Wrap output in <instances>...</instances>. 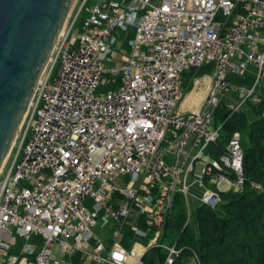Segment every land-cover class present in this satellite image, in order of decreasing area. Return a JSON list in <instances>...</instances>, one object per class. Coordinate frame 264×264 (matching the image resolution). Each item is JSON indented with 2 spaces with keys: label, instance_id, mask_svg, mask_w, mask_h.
<instances>
[{
  "label": "built area",
  "instance_id": "1",
  "mask_svg": "<svg viewBox=\"0 0 264 264\" xmlns=\"http://www.w3.org/2000/svg\"><path fill=\"white\" fill-rule=\"evenodd\" d=\"M129 28L126 50L116 33ZM248 63L258 71L264 65V0H82L56 40L0 175V264H74L75 253L82 264H141L144 251L123 244L125 229L134 239L151 234L176 193L188 206L191 185L201 189L197 204L208 207L220 192L241 189L238 133L216 159L206 158V147L220 134L213 112L221 93H236L232 110L260 100L258 74L248 86L227 78ZM202 64L212 74L200 107L178 112L182 73ZM104 85L110 88L101 91ZM248 185L264 196L261 183ZM107 227L104 253L107 239L96 231L103 236ZM154 233L151 247L163 248V264H173L181 248ZM16 236L23 243L11 254ZM33 236L40 239L35 251ZM187 264H199L195 253Z\"/></svg>",
  "mask_w": 264,
  "mask_h": 264
},
{
  "label": "trees",
  "instance_id": "2",
  "mask_svg": "<svg viewBox=\"0 0 264 264\" xmlns=\"http://www.w3.org/2000/svg\"><path fill=\"white\" fill-rule=\"evenodd\" d=\"M80 24L81 21L76 22L77 27ZM131 31L133 29L129 28L119 34L126 33V50L132 38L128 37ZM202 66L205 68L201 70L206 71L212 65ZM193 69L182 73L184 92L189 88L188 80ZM249 109L253 119L248 123L243 111L232 110L219 103L213 112V124L219 126L220 134L206 147L210 156L217 157L232 133H238L245 179L242 188L220 192V201L214 207L196 204L193 210L194 230L186 222V204L179 193L174 196L173 207L156 223L160 231L159 241L175 243L181 248L173 264H187L192 253L196 254L199 264H264V196L248 185V180L253 179L264 187V98L249 104ZM127 240L126 237L123 241L125 246H129ZM165 257L163 248L152 246L143 255L141 264H162ZM72 260L80 264L79 254H74Z\"/></svg>",
  "mask_w": 264,
  "mask_h": 264
},
{
  "label": "water",
  "instance_id": "3",
  "mask_svg": "<svg viewBox=\"0 0 264 264\" xmlns=\"http://www.w3.org/2000/svg\"><path fill=\"white\" fill-rule=\"evenodd\" d=\"M74 0H0V169Z\"/></svg>",
  "mask_w": 264,
  "mask_h": 264
},
{
  "label": "crops",
  "instance_id": "4",
  "mask_svg": "<svg viewBox=\"0 0 264 264\" xmlns=\"http://www.w3.org/2000/svg\"><path fill=\"white\" fill-rule=\"evenodd\" d=\"M201 66L193 69L191 76L188 80L189 88L186 92H184L182 99L180 100V102L177 105V111L178 112L187 113L189 111L196 110L200 107L202 100L206 94L207 87L209 85V81H210L211 74H212V66L211 67L207 66L208 70H206V71L205 70L202 71L201 69L205 68V66H202V67ZM256 74H258L259 76H258V80H257L256 86H255V92L260 98H264V65L258 71V69L254 65L248 63V64H246V66L244 67V69L240 73H228L227 78L232 83L248 86L251 83V81L254 79ZM236 97H237V95L235 92L227 90V91H225L219 95V103L224 105V107H226V108H230V106H233L235 104ZM249 104H254V103H252L250 101H246L245 103L241 104L238 107L239 110H241L245 113L246 120L248 123H249V121H251L253 119V115L249 109ZM206 156H207L206 157L207 159H216L217 158V157L210 156L207 152H206ZM199 189H200V187H198L197 185H191L189 197L196 200L195 196H197V195L195 194L196 193L195 191H197ZM187 208H188V206L186 205V209ZM186 213H187L186 222L188 223L189 208L186 210ZM132 214H134V211L132 212ZM143 217H144L143 215L138 216V222L142 228H144ZM157 231L159 232V235L157 237V240L159 241L160 231L156 227V224L154 226H152L151 234L147 235L146 237H141L140 239H134L132 234L130 233V231L125 229L123 241L127 237L128 238L127 241L129 242V246H126L127 248L131 247L136 252H139V253L144 251V254H145V252L148 250V248L151 247V245L153 244L152 239H153V236L155 235L154 232H157ZM102 232H104L103 236H101V234L98 231H96V234L98 236L102 237L103 240L107 239V241L104 244V251H103L104 253H107V251L109 249V244L111 242V240L109 239L110 232H108L106 229ZM127 232L129 234V236H127ZM147 238H148V241L146 243H144V240H146ZM19 241L21 242L20 244L18 243ZM29 241L32 245L33 250L35 251V247H37L40 244L39 237L33 236ZM22 243H23V239L21 237L16 236V244L13 247H11V250L9 251V253L19 254L20 245ZM35 244H38V245L35 246ZM164 244H168V243L164 242ZM75 254H79V253H75ZM72 256H71V260H72ZM79 258H80V254H79ZM141 261H142V259H141ZM73 263L75 264L74 261H73ZM187 263H188V261H187ZM80 264H82L81 261H80Z\"/></svg>",
  "mask_w": 264,
  "mask_h": 264
},
{
  "label": "rangeland",
  "instance_id": "5",
  "mask_svg": "<svg viewBox=\"0 0 264 264\" xmlns=\"http://www.w3.org/2000/svg\"><path fill=\"white\" fill-rule=\"evenodd\" d=\"M81 1L82 0H74V2H73V5H72V7H71V9H70V11H69V14H68V16H67V24L66 25H69L70 23H71V21L74 19V17H75V14L77 13V11L79 10V6H80V4H81ZM219 12L216 14V16H215V18H221L220 16H219ZM83 12L80 14V18L79 19H77L76 20V22H80L81 21V19H82V17H83ZM75 29H76V26H74L73 27V31L72 32H74L75 31ZM116 36H117V38L118 39H121L122 41H123V44H122V47H126V42H127V40H126V37H125V34L124 33H122V35L121 36H118V33H116ZM128 37H133V31H131L130 32V34H128ZM114 48H116V44L114 45ZM117 49V48H116ZM112 76L111 75H109V77L108 78H111ZM115 77V76H114ZM117 78V80H118V77H116ZM118 83V82H117ZM110 87L108 86V85H104V86H102V87H100V90L101 91H106L107 89H109ZM20 128H22V122H21V125L19 126V129L18 130H20ZM18 132V131H17ZM17 135H15V138H14V140H13V142L15 141V140H17V137H16ZM13 144V143H12ZM12 146V145H11ZM16 147H17V143H16V145L15 146H13V150L10 152V150H11V147H10V150H9V153H8V155H7V157H6V159H5V163L3 164V166H2V168H1V170H0V175L2 176V175H4L5 174V172L7 171V169H8V167H9V165H10V163H11V161H12V159H13V157H14V154H15V152H16ZM196 193V195H199L200 193H201V189H199V190H197V191H195ZM86 206H88V207H91V201H90V199L88 198L87 200H86ZM197 204V201L195 200V199H193V198H190L189 196H188V208H189V214H188V225H189V227H190V229L191 230H194L195 229V220H194V214H193V210H194V207H195V205ZM106 230L108 231V232H110V228L109 227H107L106 228ZM104 234V233H103ZM148 241V238L146 239V240H144V243H146ZM79 261H81L82 262V259H80L79 258Z\"/></svg>",
  "mask_w": 264,
  "mask_h": 264
},
{
  "label": "bare ground",
  "instance_id": "6",
  "mask_svg": "<svg viewBox=\"0 0 264 264\" xmlns=\"http://www.w3.org/2000/svg\"><path fill=\"white\" fill-rule=\"evenodd\" d=\"M71 7H72V6H71ZM66 22H67V20H65V22H64V24H63V26H62V28H61V30H60V32H59L58 38H59L60 35L64 32V29H65L66 24H67ZM55 43H56V42H55ZM54 45H55V44H54ZM26 112H27V110H26ZM26 112H25V114H26ZM25 114L23 115L21 122L23 121V118H24ZM21 122H20V125H21ZM20 125H19V126H20ZM18 132H19V130H18ZM18 132H16L15 135H17ZM14 138H15V137H14ZM13 140H14V139H13ZM12 143H13V141H12ZM11 145H12V144H11ZM8 153H9V151L7 152V155H8ZM7 155H6V157H7ZM6 157H5V159H6ZM5 159H4L3 163H2V166H3V164L5 163ZM2 166H1V168H2ZM0 170H1V169H0Z\"/></svg>",
  "mask_w": 264,
  "mask_h": 264
}]
</instances>
